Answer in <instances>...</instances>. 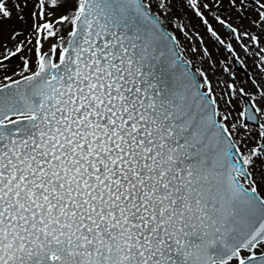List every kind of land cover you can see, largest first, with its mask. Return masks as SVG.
<instances>
[{
	"label": "snow or ice",
	"instance_id": "snow-or-ice-1",
	"mask_svg": "<svg viewBox=\"0 0 264 264\" xmlns=\"http://www.w3.org/2000/svg\"><path fill=\"white\" fill-rule=\"evenodd\" d=\"M12 20L0 264H264V0H0Z\"/></svg>",
	"mask_w": 264,
	"mask_h": 264
},
{
	"label": "rangeland",
	"instance_id": "rangeland-1",
	"mask_svg": "<svg viewBox=\"0 0 264 264\" xmlns=\"http://www.w3.org/2000/svg\"><path fill=\"white\" fill-rule=\"evenodd\" d=\"M223 15H225L226 17L229 16L230 14L227 12L222 13ZM190 16H192L193 18L191 20L188 21V27L190 29H194L196 31H199L201 33V35L205 36V39L208 40L209 44L212 45L214 48H219V52H215L214 51V55L216 57H218L219 59H226L228 61V65L229 67H231L234 71H236L237 73V78L239 82L240 80H243L245 84L249 85V89L251 88V82L249 81L248 77L249 76H253V75H257L258 74V69L256 67L255 62L253 61V59L251 58L250 54H245L243 52L242 49L239 48V45L237 44V50L240 51L241 56L240 58L242 60H244L245 64L242 65L244 67V73H240L241 71L237 70V68L234 65L235 62V58L233 56H231L227 50L223 47L218 45V43L214 44V37H211V35L207 32L205 26L199 22L198 19H196L194 17V14H189ZM18 21L16 20H12V21H0V29H10L11 26L13 25H17L18 26ZM171 30L175 31V28L170 25L169 26ZM216 27L218 28V30L221 32L222 35L231 38V35L227 32V30H225L224 27L220 26L219 24H216ZM192 42V38L189 37H183L181 36V51L184 52L185 57H190L191 53H192V48H189L188 45L189 43ZM235 43V41H233ZM196 44H199V41H196ZM193 59H196L198 61V57H192ZM16 64L20 63L19 58H17V60L14 62ZM245 65L247 67H245ZM197 66L198 63H197ZM207 66V65H205ZM217 75H222L219 71L217 72Z\"/></svg>",
	"mask_w": 264,
	"mask_h": 264
},
{
	"label": "water",
	"instance_id": "water-1",
	"mask_svg": "<svg viewBox=\"0 0 264 264\" xmlns=\"http://www.w3.org/2000/svg\"><path fill=\"white\" fill-rule=\"evenodd\" d=\"M245 100H247V98Z\"/></svg>",
	"mask_w": 264,
	"mask_h": 264
}]
</instances>
